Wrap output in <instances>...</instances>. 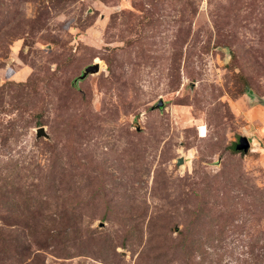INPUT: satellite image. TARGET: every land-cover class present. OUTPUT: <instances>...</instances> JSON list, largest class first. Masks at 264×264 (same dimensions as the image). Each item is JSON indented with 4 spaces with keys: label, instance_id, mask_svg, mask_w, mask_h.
I'll return each mask as SVG.
<instances>
[{
    "label": "rangeland",
    "instance_id": "rangeland-1",
    "mask_svg": "<svg viewBox=\"0 0 264 264\" xmlns=\"http://www.w3.org/2000/svg\"><path fill=\"white\" fill-rule=\"evenodd\" d=\"M262 101L264 0H0V264H264Z\"/></svg>",
    "mask_w": 264,
    "mask_h": 264
},
{
    "label": "water",
    "instance_id": "water-1",
    "mask_svg": "<svg viewBox=\"0 0 264 264\" xmlns=\"http://www.w3.org/2000/svg\"><path fill=\"white\" fill-rule=\"evenodd\" d=\"M98 70V66H91L86 68V72L83 74V76H86L88 72H94ZM264 104V101H262ZM46 135V131L44 127L38 128V135ZM235 147L237 150H243L244 152H247L250 147V140L247 137H241L239 142L235 144ZM182 159H180V162Z\"/></svg>",
    "mask_w": 264,
    "mask_h": 264
},
{
    "label": "bare ground",
    "instance_id": "bare-ground-1",
    "mask_svg": "<svg viewBox=\"0 0 264 264\" xmlns=\"http://www.w3.org/2000/svg\"><path fill=\"white\" fill-rule=\"evenodd\" d=\"M201 133L206 135V126H200Z\"/></svg>",
    "mask_w": 264,
    "mask_h": 264
},
{
    "label": "clouds",
    "instance_id": "clouds-1",
    "mask_svg": "<svg viewBox=\"0 0 264 264\" xmlns=\"http://www.w3.org/2000/svg\"><path fill=\"white\" fill-rule=\"evenodd\" d=\"M240 138H241V137H240ZM240 138H239V140H240ZM238 142H239V141H238ZM236 143H237V142H236ZM236 143H235V144H236Z\"/></svg>",
    "mask_w": 264,
    "mask_h": 264
}]
</instances>
